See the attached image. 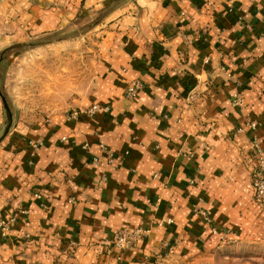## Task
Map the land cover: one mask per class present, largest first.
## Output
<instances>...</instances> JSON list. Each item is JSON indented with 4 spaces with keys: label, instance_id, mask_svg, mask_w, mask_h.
Wrapping results in <instances>:
<instances>
[{
    "label": "crops",
    "instance_id": "obj_1",
    "mask_svg": "<svg viewBox=\"0 0 264 264\" xmlns=\"http://www.w3.org/2000/svg\"><path fill=\"white\" fill-rule=\"evenodd\" d=\"M9 1L0 13H39ZM57 1L69 14L106 2ZM113 14L88 97L0 145V220L14 218L0 231V264H155L178 241L220 244L213 226L238 239L235 215L264 211L251 180L254 139L264 147V0H136ZM136 79L145 88L129 98ZM101 143L115 167L92 164L84 146L102 155ZM140 226L151 232L133 247L105 244Z\"/></svg>",
    "mask_w": 264,
    "mask_h": 264
},
{
    "label": "rangeland",
    "instance_id": "obj_2",
    "mask_svg": "<svg viewBox=\"0 0 264 264\" xmlns=\"http://www.w3.org/2000/svg\"><path fill=\"white\" fill-rule=\"evenodd\" d=\"M29 2L39 13L26 17L23 5L0 13V145L17 127L43 124L88 97L103 31L113 13L136 0H106L99 7L83 1L71 14L57 0ZM44 10L54 16L50 25L39 27ZM10 116V130L2 136ZM239 215L243 229L238 239L217 245L178 241L163 246L155 264H264V211Z\"/></svg>",
    "mask_w": 264,
    "mask_h": 264
},
{
    "label": "built area",
    "instance_id": "obj_3",
    "mask_svg": "<svg viewBox=\"0 0 264 264\" xmlns=\"http://www.w3.org/2000/svg\"><path fill=\"white\" fill-rule=\"evenodd\" d=\"M145 88L144 83L139 80H133L127 87H126V95L129 98H135L141 90ZM235 103L239 106L243 105V99L236 94L235 95ZM101 107L99 105H93L88 109H84V112L89 114H93L98 111ZM80 113V111L75 110L73 114L76 116ZM245 127L252 128L254 130L257 129L258 124L256 121H248L245 123ZM240 130H244V128ZM33 147L37 149L39 146L37 143L33 144ZM89 154H91V161L97 167H100L102 164L116 166V155L113 149H111L108 145L101 143L100 150L102 151V155L95 154L91 151L88 145L84 146ZM254 155L257 159L256 168L253 171V179L252 185L255 193V198L257 202L264 207V147L260 145L257 139H254ZM108 176L106 173L101 171L100 173V184L103 185L107 181ZM37 197H41L40 194H36ZM28 213V211H25ZM198 212L202 214L208 223H212V218L209 213L205 210L199 209ZM14 221V218H10L8 220H0V231L3 236H7L9 234L11 224ZM172 219H168L166 221H159V225H164L165 223H172ZM212 231L214 234L219 236L221 243H228L231 239L229 237V232H220L216 227H212ZM151 227H136L133 229H124L118 231L112 239L105 240V244L112 246L119 250H127L134 245H136L141 239H144L150 235Z\"/></svg>",
    "mask_w": 264,
    "mask_h": 264
},
{
    "label": "water",
    "instance_id": "obj_4",
    "mask_svg": "<svg viewBox=\"0 0 264 264\" xmlns=\"http://www.w3.org/2000/svg\"><path fill=\"white\" fill-rule=\"evenodd\" d=\"M5 105H6V102H5ZM11 124H12V117L10 116V118L8 119V123L6 125V128H5L2 136H5L9 132L10 127H11Z\"/></svg>",
    "mask_w": 264,
    "mask_h": 264
}]
</instances>
